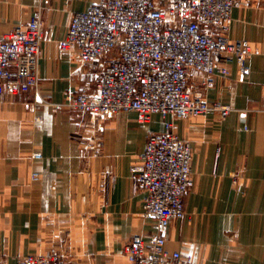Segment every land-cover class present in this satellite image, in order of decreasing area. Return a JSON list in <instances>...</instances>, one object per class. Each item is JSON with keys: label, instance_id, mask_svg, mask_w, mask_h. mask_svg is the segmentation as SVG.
Wrapping results in <instances>:
<instances>
[{"label": "crops", "instance_id": "1", "mask_svg": "<svg viewBox=\"0 0 264 264\" xmlns=\"http://www.w3.org/2000/svg\"><path fill=\"white\" fill-rule=\"evenodd\" d=\"M96 1L0 0V36L36 10L45 35L39 87L0 100V264L52 252L69 264H132L126 245L155 231L134 174L149 136L164 130L162 116L140 123L123 111L103 120L66 105L70 93L94 91L102 65L77 50L60 58L58 40L73 13ZM230 37L251 42V71L243 78L233 64L205 92L230 114L175 123L194 150V175L167 247L191 253L194 264H264V0H239ZM203 78L193 75L195 90Z\"/></svg>", "mask_w": 264, "mask_h": 264}, {"label": "built area", "instance_id": "2", "mask_svg": "<svg viewBox=\"0 0 264 264\" xmlns=\"http://www.w3.org/2000/svg\"><path fill=\"white\" fill-rule=\"evenodd\" d=\"M239 0H98L74 12L58 40L60 58L78 51L85 63L99 62L94 91L70 93L66 105L98 119L135 112L140 123L160 114L164 130L152 133L135 168V190L144 194V215L155 231L134 235L125 247L132 264H194V256L167 247L171 219L186 215L185 197L193 185L194 150L175 132L177 120L218 115L232 108L210 101L206 90L217 76L231 75L236 65L244 78L251 71L249 40L230 37ZM45 35L43 15L0 36V100L36 90ZM203 74L200 90L192 87ZM37 159L42 155L35 154ZM35 176V175H34ZM20 264H69L63 255L27 254ZM72 264H84L76 262Z\"/></svg>", "mask_w": 264, "mask_h": 264}]
</instances>
